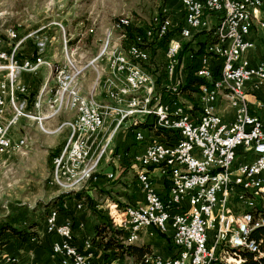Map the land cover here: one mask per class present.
<instances>
[{"label": "built area", "instance_id": "built-area-1", "mask_svg": "<svg viewBox=\"0 0 264 264\" xmlns=\"http://www.w3.org/2000/svg\"><path fill=\"white\" fill-rule=\"evenodd\" d=\"M178 2L182 23L174 33L167 9L143 27L134 28L129 18L120 17L117 19H125L120 39L112 38L115 21L108 38L99 39L98 52L86 61L78 47L68 44L62 24H57L62 36L58 60L48 55L58 42L41 34L44 27L22 35L11 27L0 32V44H10L7 50H0V70L4 71L0 80V155L23 152L27 138L18 133L22 121L34 122L49 133L44 121L62 113L63 105L74 104L75 122L66 120L54 130L66 128L68 134L52 156L51 173L52 167H62V175H53V183L87 173L88 181L77 189H61L82 191L126 121L135 126L157 124L166 141L150 139L140 154V159H145V166H139L144 175L137 178L143 203L123 208L110 204L112 225L125 231L124 244L139 241L145 228L170 235L174 254H150L145 264H241L242 251L253 253L256 259L264 255L259 242L250 236L264 224L258 202L264 193V122L250 112L244 90L246 83L254 88L264 84V55L251 57L256 49L252 27L264 29V0ZM235 7L249 8V15L229 17V9ZM197 15H205V25L197 24ZM222 17H229V24H222ZM203 31L211 34L212 41L197 54L201 46L194 36ZM181 35H188L186 45L178 44ZM28 41L34 43L35 52L20 57L19 46ZM107 43H114V51H107ZM156 51L164 55L160 77H169L182 66L183 75L176 82H157L150 63ZM95 57H107V64H95ZM214 60L220 62L218 78L211 66ZM54 63H62V72H54ZM44 69L52 84L44 82L37 90L33 112L27 87L19 83V77L37 75ZM89 69H99V77L92 80L99 83V90L90 87L85 94L81 82ZM190 74L203 80L194 94L196 111L182 95L185 77ZM97 92L104 94L102 100L97 99ZM220 99L233 109L229 122L216 112ZM164 112H171L170 122H163ZM105 128H112L111 139H104ZM134 139L143 142L146 137L135 129ZM239 149L254 158L237 164ZM148 167L158 169L166 181L167 197L156 191ZM184 171H191V179H179V172ZM45 226L47 232L59 237L50 249L53 264H108L73 244V225L69 220L58 222L56 209L46 213ZM85 246L90 248L89 242ZM1 264L31 263L8 255Z\"/></svg>", "mask_w": 264, "mask_h": 264}, {"label": "rangeland", "instance_id": "rangeland-1", "mask_svg": "<svg viewBox=\"0 0 264 264\" xmlns=\"http://www.w3.org/2000/svg\"><path fill=\"white\" fill-rule=\"evenodd\" d=\"M166 6L171 10L170 18L172 10H181L178 0H0V32L11 27L17 29L22 35L29 29L44 27L41 34L47 35L50 39L54 38L58 42L56 48L49 50L51 56L52 54L56 56L55 58L52 56L53 59L58 60L61 56L62 36L57 24H62L68 44L72 48L78 47L82 61H86L98 52L99 39L107 38L115 21L116 26L112 29V38L120 39V33L124 32V28L118 25L119 19L117 18L127 17L134 28L143 27L151 23L154 17L160 16ZM167 12L169 11L167 10ZM90 29H93V32H90ZM159 53L151 54L150 60V63L155 65L153 75L157 82H160V79L156 74L158 73L156 66L164 61V55L162 52L160 53L162 56ZM158 61L161 62L158 63ZM95 64H107V61L97 60ZM59 66H62V63H54V69ZM96 70L99 71V69H89L85 72L84 90L86 92L89 84L91 90H98L94 89V83H92L93 78H96L97 75ZM163 82H168L167 77H163ZM64 110L70 109L67 105H63ZM66 118L64 116V119ZM60 121L57 118L52 124L57 125ZM56 125L50 129L57 128ZM21 126L24 129L23 135L27 138L23 152L0 155V228L4 224H10L17 228H26L31 223L41 224V221L45 220L48 210L55 209L54 192L61 190L52 181L51 160L53 154L58 151V149H54L55 146H59L57 143L63 138L67 129L47 134L34 122H30L26 126L21 124ZM45 126L47 125L45 124ZM154 129L158 130L157 127ZM141 131L147 133V129L141 128ZM111 133L112 128H105L104 138H107ZM114 138H112V143H114ZM63 144L62 142L60 145ZM114 148L111 147L110 152L113 153ZM94 182L97 183V181ZM103 184L106 187L113 182H103ZM96 188L102 190L103 187L97 186ZM114 198V195L111 194V202L117 200ZM260 198L259 196L258 200ZM111 202L108 204L110 205ZM107 217L109 219L108 215ZM154 232L157 231L154 230ZM4 234L12 235L9 230ZM158 235L161 236L160 233ZM155 240L154 243L152 242L153 246L149 245L152 248V254L158 255L156 252L154 253V249L159 247L155 243H163L165 249L167 243L161 237H156ZM1 241L2 239H0ZM1 246L2 244H0ZM159 256L162 255L159 254Z\"/></svg>", "mask_w": 264, "mask_h": 264}, {"label": "crops", "instance_id": "crops-1", "mask_svg": "<svg viewBox=\"0 0 264 264\" xmlns=\"http://www.w3.org/2000/svg\"><path fill=\"white\" fill-rule=\"evenodd\" d=\"M166 9L170 13V9L168 6H166ZM171 20H172V28H178V26L182 23V11L178 9L172 10L171 14ZM209 20L211 21V24L214 23V18L212 16L209 17ZM205 25V22L203 23ZM198 34V33H197ZM252 38L256 42V49L252 53V58L258 59L259 57L264 55V29L260 28L257 25H254L252 27ZM212 41L211 34L203 33L201 35H198L194 37V42L202 43V42ZM56 46V44H54ZM52 46L50 49L56 48L55 46ZM10 47V44L3 43L0 45V50L5 49L7 50ZM35 52V46L34 43L31 41L24 42L19 46L18 49V55L20 57H30ZM159 53V51H156ZM161 53V52H160ZM159 53V55H161ZM48 55H50V52L48 51ZM51 56V55H50ZM52 56L55 58L56 56L52 54ZM162 56V55H161ZM52 57V58H53ZM56 60V59H54ZM161 62V61H160ZM158 61V63H160ZM1 64V62H0ZM187 65V63H186ZM212 68L214 69V72H219L220 68V62L214 60L211 63ZM157 70L158 73L157 76L160 79L159 83L163 84V77H160L162 64H158ZM155 68V65H154ZM181 67L176 68L174 73L171 76H165L168 79V82H176L179 78L182 77L183 73L181 71ZM4 71L0 70V80L3 78ZM44 82H47L49 85L52 84V81L50 80V77L48 75L47 70H41L37 75H30L27 73L22 74L19 77V83L24 84L27 87L28 94H27V100L29 102V108L31 111L35 112L33 108V100L34 96L37 92V90L44 84ZM167 82V83H168ZM86 84L85 76L82 79L81 85L83 92L85 94L89 93L91 85L89 84L87 92L84 90V86ZM87 88V86H86ZM245 94H246V102L248 104L249 110L252 114H255L259 116L263 122H264V84L258 88H254L251 83H246L245 87ZM20 97V96H19ZM96 97L99 100H102L104 98V94L101 92L96 93ZM193 103V102H192ZM194 106V104H193ZM70 109V108H69ZM193 111H196L197 109L195 106L193 107ZM74 111L70 110H64L62 113L58 114L57 116L53 118L46 119L44 121V126L48 130H50L47 134H54L56 133L53 129L52 122L56 121V119H60V123H58L56 126L58 127L62 122L68 121L72 119L75 115L73 113ZM216 112L221 116L223 120L226 122H229L233 119V109L230 108L228 103L224 99H220L216 104ZM64 116L67 117L64 119ZM30 122L28 121H22L21 124L29 125ZM20 124V130L19 135H23L24 129H22L23 126ZM145 123H137L136 126L132 125L130 122L126 121L120 129L115 133V140L114 143H110L109 151L106 155H104L102 162L100 163V166L98 168L97 173L94 174L93 179H91L88 182V185L85 188V191L82 193L90 195L92 199V207L95 208V210L99 213V215L103 216H109V213L111 210L109 209L108 202H111L110 196L111 194L114 195V197L117 199L116 201H112L110 204L115 203L119 207L123 208L126 205H138L143 203V192L140 188V185L137 181V172L140 169L136 158L142 153L144 149V145L150 140V139H156V140H164L166 141V138L161 133H156L157 131L160 132V130H156L153 127V123H146L149 124L150 127L144 128L147 129V133L145 134V141L143 142H137L134 139V131H141L142 125ZM52 126V127H51ZM65 128H62V130ZM61 130V129H60ZM61 130V131H62ZM151 131V132H150ZM58 133V132H57ZM68 131H66L63 134V138L57 143L59 146H55L54 149H58V151L61 149L63 145H60L62 142H65V139L67 137ZM103 134H105V131H103ZM102 135V134H101ZM112 133L104 139H111ZM111 147L114 148V152H110ZM254 158L253 155H245L240 149L237 152V161L239 162H246L249 160H252ZM150 174L153 179V183L155 186L156 191L159 193V195L162 198L167 197L168 194V187L167 183L164 180V178L161 176V174L158 172V169H150ZM111 175V177H110ZM111 178V179H110ZM109 179V180H108ZM94 181H97L94 182ZM103 182H110L113 184H110V186L104 187ZM102 185H100V184ZM96 185V186H95ZM100 187L101 189H97L96 187ZM52 188V187H51ZM55 189V188H53ZM63 191L56 190L55 196H57L59 193ZM80 192V191H75ZM114 198V199H115ZM81 203L82 207L78 208L77 205ZM58 211V222H64L66 220H69L71 224L73 225V244L77 246V248L83 252H91L93 255V258L97 261H106L108 264H133L132 260L129 257H117L116 254H114L111 251L103 252L99 246H97L95 243L91 241L93 237V226L96 224L97 221L100 220V216H96L91 214L90 210L88 209L86 203L82 199H66L63 203V209ZM109 221H111L109 217ZM37 232L38 236L34 239H29L26 242H21L17 237L14 235H5L3 234L0 239L4 241V244L0 247V264L2 263V260L5 256H18L19 258L23 260H28L31 264H53L54 263V256L51 254V245L54 241L59 240V237L57 235L51 234L46 231L45 226V220L41 221V224H38L37 226ZM159 233L154 232L152 228H145L140 232V239L139 241L135 242L136 245H154L153 243L156 241V237H161L166 241V249L162 244L155 243L156 246L159 247L154 249V253L156 252L158 255H162L163 257L171 256L174 254L173 247L171 244V239L169 234H164L159 236ZM89 242L90 248L87 249L85 246V243ZM153 242V243H152ZM155 247V246H154ZM153 247V248H154ZM168 248V249H167ZM170 249V250H169ZM165 255V256H164Z\"/></svg>", "mask_w": 264, "mask_h": 264}, {"label": "trees", "instance_id": "trees-1", "mask_svg": "<svg viewBox=\"0 0 264 264\" xmlns=\"http://www.w3.org/2000/svg\"><path fill=\"white\" fill-rule=\"evenodd\" d=\"M177 30L178 28H175L174 30H172L171 33H174ZM203 33L205 32H200L194 37ZM131 34V30H129V36H131ZM205 43L206 41L202 43L199 42L201 49L197 52V54L202 52V48ZM214 75L216 78H218L219 72H215ZM201 83H203V80L201 78L190 74L185 77V82L182 86V95L189 99L191 102H193L195 107H197V104L194 98V94L198 91V87ZM142 127L148 128L150 127V125L145 123L142 125ZM156 133L158 134L161 132L157 131ZM161 134L164 136L166 135L163 133ZM56 153L57 151L54 154ZM150 168L151 167H148V169ZM72 198L82 199L86 203L91 214L100 216V220L97 221L96 224H94L93 226L94 234L91 239L93 243L99 246L103 252L111 251L116 254L117 257H129L134 264H145V257L152 254L151 246L147 244L136 245L134 243L124 244L123 240L126 235L125 231L114 227L107 216L105 217L103 215H99L95 208L92 207V199L89 197V195L75 191L61 192L57 196H55V200H53L55 209L62 210L64 201L66 199ZM258 202L259 209H261V212L264 213V193L261 195V198ZM37 226L38 223H31L26 228H17L10 224H4L0 228V237L5 233V231L9 230L12 235L17 237L21 242H26L27 240L34 239L38 236ZM157 232L161 235H164V233H161L159 231ZM250 236L251 238H254L256 241L259 242L260 250L264 251V224L263 227L254 229L251 232ZM0 244H4V241H1ZM241 256L244 259L241 264H264V255L256 259L253 253L248 251H242Z\"/></svg>", "mask_w": 264, "mask_h": 264}, {"label": "bare ground", "instance_id": "bare-ground-1", "mask_svg": "<svg viewBox=\"0 0 264 264\" xmlns=\"http://www.w3.org/2000/svg\"><path fill=\"white\" fill-rule=\"evenodd\" d=\"M248 15H249V8L235 7L229 9V17H241ZM229 17H222V24H229ZM204 22H205V15H197V24L203 25ZM118 25L121 26V28H125V19H119ZM108 34H110V32ZM186 42H188V35H181V37H178L179 45H186ZM107 51H114V43H107ZM97 60L107 61V57H95V61ZM54 72H62V66L56 67L54 69ZM96 74H97L96 78H98L99 71L96 70ZM94 89L99 90V83H94ZM67 106L71 110L72 109L74 110V104H67ZM170 119H171V112H164L163 122H170ZM75 120H76V113L72 119L68 120V122H75ZM153 126L157 127V124L153 123ZM136 161L138 162L139 166H145V159H140V155L136 158ZM53 175H62V167H52V176H51L52 181H53ZM143 175H144V168H140L137 172L136 177L139 178V176H143ZM179 179L181 180L191 179V171L179 172ZM87 181H88V174L80 173V174H76L75 178H68L62 181H56L54 182V184L61 189H77L79 187V184H82V182H87Z\"/></svg>", "mask_w": 264, "mask_h": 264}]
</instances>
